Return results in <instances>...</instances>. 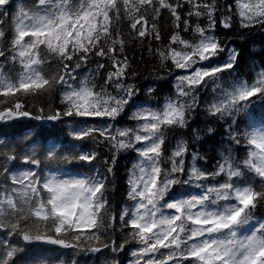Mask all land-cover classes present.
I'll return each instance as SVG.
<instances>
[{
	"label": "snow or ice",
	"instance_id": "1",
	"mask_svg": "<svg viewBox=\"0 0 264 264\" xmlns=\"http://www.w3.org/2000/svg\"><path fill=\"white\" fill-rule=\"evenodd\" d=\"M257 40L264 0H0V264H264Z\"/></svg>",
	"mask_w": 264,
	"mask_h": 264
},
{
	"label": "trees",
	"instance_id": "2",
	"mask_svg": "<svg viewBox=\"0 0 264 264\" xmlns=\"http://www.w3.org/2000/svg\"><path fill=\"white\" fill-rule=\"evenodd\" d=\"M160 23L163 27H166L169 22L167 20H161ZM237 46L242 51V63L250 64L253 61L259 63L261 56H264V52H261L260 50V44L258 40L255 43H245L244 41H239ZM129 54L131 55V53ZM137 59H139L138 54H137ZM163 87L165 93H167V91L170 88H172V84L163 83ZM193 127L203 128L204 125L203 123L198 121L196 124H193ZM216 139H219V136H217ZM211 146H212V141H209L207 144L201 147L200 150L201 152H203L205 149L211 148ZM197 147L200 146L198 145ZM132 162L133 161L131 158H127L124 156H121L117 161V167H116L117 175L115 179V193H114V198L117 200L122 199L126 195V173L127 170L131 168Z\"/></svg>",
	"mask_w": 264,
	"mask_h": 264
}]
</instances>
